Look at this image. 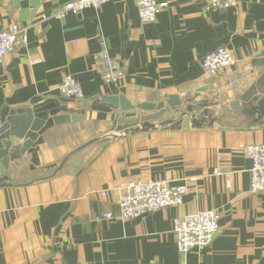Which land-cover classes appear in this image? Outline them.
Instances as JSON below:
<instances>
[{"label": "crops", "instance_id": "0c3cea01", "mask_svg": "<svg viewBox=\"0 0 264 264\" xmlns=\"http://www.w3.org/2000/svg\"><path fill=\"white\" fill-rule=\"evenodd\" d=\"M66 1L0 0V30L27 27L26 45L0 65V112L47 99L85 109L82 121L45 130L34 169L27 152L10 161V186L0 187V264H264V193L250 192L251 160L241 151L264 142V118L230 108L260 77L254 63L264 51V0H236L227 9L207 0H157L167 7L151 23L140 21L135 0L54 18ZM103 47L124 69L115 83L104 82L94 66ZM218 47L229 49L235 63L210 78L201 61ZM67 74L80 83L82 100L59 95ZM208 79L196 101H209L212 124L138 131L70 155L88 137L110 131L121 111L97 99L122 90L133 104L177 96L181 105L160 113L159 123L186 109ZM153 113L159 112L144 115ZM21 142L13 138L11 149ZM133 179L186 185L187 192L177 206L96 221L103 212L116 214L119 185ZM207 209L219 213L218 234L181 255L173 219Z\"/></svg>", "mask_w": 264, "mask_h": 264}, {"label": "built area", "instance_id": "2783aa9c", "mask_svg": "<svg viewBox=\"0 0 264 264\" xmlns=\"http://www.w3.org/2000/svg\"><path fill=\"white\" fill-rule=\"evenodd\" d=\"M110 0H69L58 7L52 16L63 18L68 13H79L86 8L99 9ZM139 19L142 23L156 20L158 13L167 7V2L157 0H135ZM215 9H227L236 4V0H207ZM46 19V16H42ZM27 43V27L12 23L0 30V65L5 57L14 53ZM235 59L229 49L218 47L206 53L201 61L203 72L210 78L216 77L222 69L233 66ZM94 66L106 83H115L124 76V69L103 47L94 55ZM59 95L74 101L83 99V91L78 80L64 75L58 85ZM241 151L251 160L250 192L264 193V142L245 144ZM120 195L116 202L117 212H103L95 217L96 221L114 218L134 219L141 215L182 203L187 192L186 185L170 186L164 180H127L119 185ZM105 193L102 191L101 195ZM219 213L216 210H202L176 216L173 219L172 232L175 245L181 255L211 244L219 232Z\"/></svg>", "mask_w": 264, "mask_h": 264}, {"label": "water", "instance_id": "95a60500", "mask_svg": "<svg viewBox=\"0 0 264 264\" xmlns=\"http://www.w3.org/2000/svg\"><path fill=\"white\" fill-rule=\"evenodd\" d=\"M261 57L255 60V65L262 67L258 81L251 85L249 89L244 91L237 101L230 105V108L239 111L242 115L253 117L255 121H260L264 118V51L260 54ZM211 82L210 79L204 81V85L196 89L193 97L188 101L190 105L186 106V110L176 117L169 118L155 124H142L141 120L152 116L151 114L144 117L135 118H120L117 127L110 131L96 135L92 139L86 140L79 144L71 154L85 148L86 146L112 137L125 136L138 131H146L158 127H166L175 129L182 126L186 121L190 122L191 126L201 127L204 124H212L216 119L209 114L210 103L207 99L196 101L200 94L207 90V85ZM102 105L119 108L121 111H132L139 109L144 112L158 111L159 113L169 112L181 105L179 98L175 95L168 96L166 103H131L124 95L123 90L118 96H103L96 100ZM59 100L47 99L44 102L34 105L30 108L9 109L4 107L0 112V187L10 186L7 183L9 180L8 167L10 161H15L25 152L31 156V169L39 165L38 150L39 145L43 142L42 134L53 125L63 123L77 122L84 119L85 109H69L61 104ZM203 107V117L191 118L190 113L197 107ZM62 112V114H60ZM154 114V113H153ZM132 126L130 132L122 130V126ZM22 140L17 143L12 149V139Z\"/></svg>", "mask_w": 264, "mask_h": 264}, {"label": "rangeland", "instance_id": "374dc122", "mask_svg": "<svg viewBox=\"0 0 264 264\" xmlns=\"http://www.w3.org/2000/svg\"><path fill=\"white\" fill-rule=\"evenodd\" d=\"M186 109H181V111L179 112V113H177V114H181L182 112H184ZM144 113L145 112H143V111H133V112H129V111H126V112H123V111H120L117 115H116V117H115V120H113L111 123L112 124H110V126H111V129L112 128H116L117 127V124H119L118 123V120L120 119V118H135V117H144V116H147V115H144ZM120 125V124H119ZM112 138H115V137H112ZM89 139H92L91 137H88L87 138V140H89ZM109 139V138H108ZM93 144H95V142L94 143H92V144H90L89 146H87V147H90V146H92ZM86 147V148H87ZM63 164V163H62Z\"/></svg>", "mask_w": 264, "mask_h": 264}, {"label": "bare ground", "instance_id": "6f19581e", "mask_svg": "<svg viewBox=\"0 0 264 264\" xmlns=\"http://www.w3.org/2000/svg\"><path fill=\"white\" fill-rule=\"evenodd\" d=\"M195 111H198L199 113L196 114ZM151 115H152V116L147 117V118L141 120V123H142V124H155V123H158V122H156L155 120H156L161 114H160V113H154V114H151ZM189 115H190L191 118H197V119L203 117L202 111H201L199 108L194 109L193 112H191ZM159 122H160V121H159ZM132 129H136V128H133L132 126H125V125L122 126V130H124V131H128V132H130Z\"/></svg>", "mask_w": 264, "mask_h": 264}]
</instances>
